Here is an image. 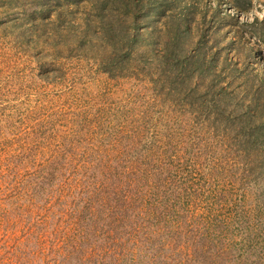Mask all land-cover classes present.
<instances>
[{
    "label": "rangeland",
    "instance_id": "obj_1",
    "mask_svg": "<svg viewBox=\"0 0 264 264\" xmlns=\"http://www.w3.org/2000/svg\"><path fill=\"white\" fill-rule=\"evenodd\" d=\"M0 264H264V0H0Z\"/></svg>",
    "mask_w": 264,
    "mask_h": 264
}]
</instances>
